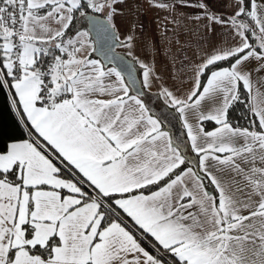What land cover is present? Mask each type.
I'll list each match as a JSON object with an SVG mask.
<instances>
[{
  "label": "snow or ice",
  "instance_id": "snow-or-ice-1",
  "mask_svg": "<svg viewBox=\"0 0 264 264\" xmlns=\"http://www.w3.org/2000/svg\"><path fill=\"white\" fill-rule=\"evenodd\" d=\"M145 2L176 44L186 21L222 30L169 48L171 88L133 55L142 24L119 34ZM226 7L0 0V87L30 122L0 151V264H264V0Z\"/></svg>",
  "mask_w": 264,
  "mask_h": 264
},
{
  "label": "crops",
  "instance_id": "crops-1",
  "mask_svg": "<svg viewBox=\"0 0 264 264\" xmlns=\"http://www.w3.org/2000/svg\"><path fill=\"white\" fill-rule=\"evenodd\" d=\"M152 3H155L156 0H151ZM191 2H195V0H191ZM209 6L217 12H227L228 9L226 5L230 2V0H208ZM135 8V6H133ZM184 12L195 13L200 11L197 8H185L182 9ZM166 15L165 12L159 11L155 7H149V3L145 2L144 7L140 11L128 10L125 11L123 17L117 19L116 24L120 30V36L123 38V34L128 30L129 25L135 23L137 20L140 24H142V29L137 33L139 36V42L135 49L133 50V55L138 57L141 62L150 63L151 66L154 67L155 71L160 75V80L157 82L161 86H167L171 88L174 83H180L181 76L177 71V66L172 64V55L169 54V48L172 54H175L177 58H180L182 55L187 54L189 57H192V51L190 48H185L182 52H178L177 50L180 48L182 44H184L187 39H199L203 37L202 48L205 52L209 51L213 44L220 46L222 30L219 29L218 26H213L216 31L215 33H209L208 29L204 27V21H186L187 28L180 30V44H176L174 40H172V33H168V40H166L163 36V33L158 31L159 25L163 21V17ZM171 27V25H170ZM187 29H192V35L187 36L185 32ZM169 40H172L169 45ZM154 45V46H153ZM192 47H198L195 43H193ZM116 50L118 52L127 53L126 49L117 47ZM95 55V54H94ZM197 57H193V59H198ZM138 67V65H137ZM183 83L186 85L188 83V77H183ZM158 88L156 86L153 87L152 93H156ZM264 91V89H262ZM154 95L152 100H154ZM157 100V99H156ZM158 101V100H157ZM162 102V101H161ZM162 104V103H161ZM153 109L156 111V106L152 105ZM234 110L231 111V114ZM239 111V110H238ZM237 111V113H238ZM26 115V114H25ZM191 118V117H190ZM174 126L173 131L182 130V126L179 122L173 118L171 121ZM23 141V140H20ZM19 142V141H15ZM195 159V157H192ZM55 162V161H54ZM124 220L130 223L128 218L124 216ZM143 244V242L141 241ZM144 246V244H143ZM147 248L146 246H144ZM149 250V249H148Z\"/></svg>",
  "mask_w": 264,
  "mask_h": 264
},
{
  "label": "trees",
  "instance_id": "trees-1",
  "mask_svg": "<svg viewBox=\"0 0 264 264\" xmlns=\"http://www.w3.org/2000/svg\"><path fill=\"white\" fill-rule=\"evenodd\" d=\"M242 111L243 107L237 106L230 118L243 123L241 120ZM29 126L30 122L27 121L26 115L22 111H18L17 106L12 104V97L9 95L8 90L0 87V151L6 150L12 142L28 139ZM149 240H151V237H149ZM142 242L151 251L148 244Z\"/></svg>",
  "mask_w": 264,
  "mask_h": 264
},
{
  "label": "rangeland",
  "instance_id": "rangeland-1",
  "mask_svg": "<svg viewBox=\"0 0 264 264\" xmlns=\"http://www.w3.org/2000/svg\"><path fill=\"white\" fill-rule=\"evenodd\" d=\"M161 103L162 102L161 101H157L155 97H154V100H152V105H155L156 106V108H157L156 111H158V112L160 111L159 105H161ZM169 115L171 116V114H169Z\"/></svg>",
  "mask_w": 264,
  "mask_h": 264
},
{
  "label": "water",
  "instance_id": "water-1",
  "mask_svg": "<svg viewBox=\"0 0 264 264\" xmlns=\"http://www.w3.org/2000/svg\"><path fill=\"white\" fill-rule=\"evenodd\" d=\"M116 48H117V47H116ZM116 48H115V51H116V53H117L118 55H122V56H125V58H127L126 54L121 53V52H118V51L116 50ZM95 55L98 56L99 54L97 53V54H95Z\"/></svg>",
  "mask_w": 264,
  "mask_h": 264
}]
</instances>
